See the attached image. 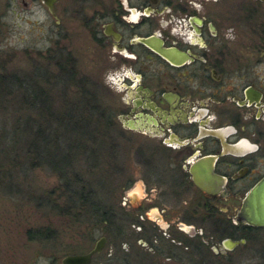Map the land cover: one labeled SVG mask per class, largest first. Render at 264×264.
Masks as SVG:
<instances>
[{
  "label": "flooded vegetation",
  "instance_id": "obj_1",
  "mask_svg": "<svg viewBox=\"0 0 264 264\" xmlns=\"http://www.w3.org/2000/svg\"><path fill=\"white\" fill-rule=\"evenodd\" d=\"M70 1L97 53L88 84L118 101L124 168L118 221L87 264L212 262L245 244L264 229L235 218L264 175V0Z\"/></svg>",
  "mask_w": 264,
  "mask_h": 264
},
{
  "label": "trees",
  "instance_id": "obj_2",
  "mask_svg": "<svg viewBox=\"0 0 264 264\" xmlns=\"http://www.w3.org/2000/svg\"><path fill=\"white\" fill-rule=\"evenodd\" d=\"M37 53L42 59L27 71L10 67L13 54L0 49V151L5 152L7 143L11 147L14 176L37 166L52 168L58 180L53 190L62 199L55 208L64 213L83 211L93 234V229L108 231L118 221L113 212L118 210L119 183L109 180L102 195L95 180L103 173L111 178L124 171L118 161L121 154L112 108L104 103L99 84H88V77H79L68 51L56 47ZM27 233L33 239L50 236L49 230L39 228ZM257 251L253 253L264 260V242ZM194 253L200 256L199 251Z\"/></svg>",
  "mask_w": 264,
  "mask_h": 264
},
{
  "label": "rangeland",
  "instance_id": "obj_3",
  "mask_svg": "<svg viewBox=\"0 0 264 264\" xmlns=\"http://www.w3.org/2000/svg\"><path fill=\"white\" fill-rule=\"evenodd\" d=\"M69 2L60 0L50 11L41 0H0V49L13 54L10 67L31 71L35 62L42 59L38 50L44 53L48 48L57 47L74 58L80 78L84 75L91 81L97 77L93 71V58L97 53L83 25L65 12ZM54 12L62 16L61 24H56ZM101 96L104 103L118 102L114 101L112 93L101 91ZM7 150L12 152L8 143L5 152L0 151V264H62V255L89 249L101 231L90 232L92 226L83 211L64 213L55 208L56 203L62 201L53 190L58 182L55 171L44 165L14 176V166L9 162L14 156L13 153L7 155ZM123 173L111 178L103 173L100 179L96 178L95 185L104 195L109 180L119 183ZM145 187L138 179L128 194L140 198L145 195ZM105 198L110 199V191ZM79 213L82 215L77 219ZM35 228L49 230L50 236L30 238L27 232ZM263 242L264 229L255 230L245 244L236 246L225 257H217L211 264H264V260L253 253Z\"/></svg>",
  "mask_w": 264,
  "mask_h": 264
},
{
  "label": "water",
  "instance_id": "obj_4",
  "mask_svg": "<svg viewBox=\"0 0 264 264\" xmlns=\"http://www.w3.org/2000/svg\"><path fill=\"white\" fill-rule=\"evenodd\" d=\"M41 1L47 6L50 11H52L57 0ZM200 186L203 188H207V186L202 184H200ZM235 218L239 223L264 226V175L247 192L242 200V204L238 209ZM104 241L105 237L100 236L96 239L95 245L89 251L85 253L64 254L61 256L60 261L62 264H87L90 261L91 255L102 249ZM244 241V238H225L223 240V243L226 247L232 248Z\"/></svg>",
  "mask_w": 264,
  "mask_h": 264
}]
</instances>
